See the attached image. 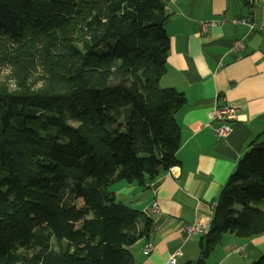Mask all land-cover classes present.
<instances>
[{"label": "trees", "instance_id": "obj_1", "mask_svg": "<svg viewBox=\"0 0 264 264\" xmlns=\"http://www.w3.org/2000/svg\"><path fill=\"white\" fill-rule=\"evenodd\" d=\"M166 4L0 0V64L25 80L38 63L44 81L0 88V264H134L129 248L152 221L110 188L148 186L177 165L185 98L159 84ZM262 202L264 144L251 141L217 197L200 259L186 264H204L224 234L263 235Z\"/></svg>", "mask_w": 264, "mask_h": 264}, {"label": "crops", "instance_id": "obj_2", "mask_svg": "<svg viewBox=\"0 0 264 264\" xmlns=\"http://www.w3.org/2000/svg\"><path fill=\"white\" fill-rule=\"evenodd\" d=\"M166 12L169 52L159 84L185 98L175 115L181 136L172 167L177 176L163 171L148 186L120 181L110 188L120 202L152 221L149 236L129 248L134 264H166L177 250L178 264L198 261L200 237L185 240L184 226L200 223L209 230L217 197L248 144H264V0L252 5L245 0H167ZM241 19L263 26L250 28ZM205 22L217 24L202 33ZM236 42L242 45L239 52L233 48ZM216 106L238 108L230 133L219 140L208 127ZM257 207L264 209V202ZM149 242L154 251L145 256ZM262 256L264 234L251 239L224 234L204 264H252Z\"/></svg>", "mask_w": 264, "mask_h": 264}, {"label": "built area", "instance_id": "obj_3", "mask_svg": "<svg viewBox=\"0 0 264 264\" xmlns=\"http://www.w3.org/2000/svg\"><path fill=\"white\" fill-rule=\"evenodd\" d=\"M257 0H245L247 4H254ZM225 20L221 21L220 23H224ZM239 22L247 24L250 28H261L263 25L262 23H251L247 19H241ZM217 22H205L201 24V32L207 33L209 28L215 26ZM234 51L239 52L242 49L241 42H236L233 45ZM238 118V108L231 107V106H216L211 112L210 116V124L208 125L211 128L214 137L219 140L225 138L231 131L230 124L234 121H237ZM219 123L217 126H213V123ZM169 175L177 176L173 171V168H169L167 170ZM153 211L158 212L159 209L156 204L153 205ZM184 238L185 240L190 239L191 237H203L207 234L208 228L200 223H192L189 225L184 226L183 228ZM154 251V246L152 243H147L142 252L145 256L150 255ZM181 256L180 250L173 252L169 258L167 259L166 264H178L177 258Z\"/></svg>", "mask_w": 264, "mask_h": 264}, {"label": "rangeland", "instance_id": "obj_4", "mask_svg": "<svg viewBox=\"0 0 264 264\" xmlns=\"http://www.w3.org/2000/svg\"><path fill=\"white\" fill-rule=\"evenodd\" d=\"M1 55V53H0ZM1 62L0 64V88H6L9 92H16L21 89L24 85L28 86L30 90H37L44 86V81L42 77V69L36 63L35 68L26 79H23L22 72H16L10 63ZM41 79V80H40ZM27 87V88H28ZM67 123L71 126H77V122H74L70 119L67 120ZM82 202H79V205Z\"/></svg>", "mask_w": 264, "mask_h": 264}]
</instances>
